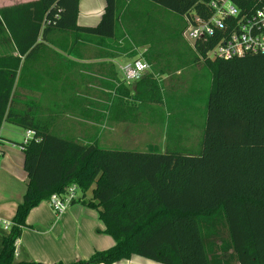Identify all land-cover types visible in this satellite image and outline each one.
Wrapping results in <instances>:
<instances>
[{"label":"trees","instance_id":"1","mask_svg":"<svg viewBox=\"0 0 264 264\" xmlns=\"http://www.w3.org/2000/svg\"><path fill=\"white\" fill-rule=\"evenodd\" d=\"M144 1L105 0L94 26L77 23L78 0H34L0 8V43L13 45V51L0 52V127L10 122L34 131L27 143H18L28 181L2 237L0 264H45L16 262L14 245L28 211L72 183L81 193L77 200L98 211L103 232L114 244L68 264H112L133 254L161 264H264V53L210 59L211 43L202 40L190 49L192 62L207 66L212 77L197 152L76 142L52 133L53 117L39 120L33 108H18L14 102L17 71L40 47L58 44L53 40L58 33L71 34L73 43L98 39L107 47L119 21L126 14L128 19L139 16L136 6L146 1L181 17L199 2ZM135 85L134 101L145 95L162 103L160 87L149 73ZM120 88L128 96L129 89ZM112 101L111 107L137 108L120 96Z\"/></svg>","mask_w":264,"mask_h":264},{"label":"crops","instance_id":"2","mask_svg":"<svg viewBox=\"0 0 264 264\" xmlns=\"http://www.w3.org/2000/svg\"><path fill=\"white\" fill-rule=\"evenodd\" d=\"M29 1L34 0H0V8ZM104 6L105 0H78L77 23L96 25ZM164 24L159 22L156 27L160 29ZM60 34L63 37H58ZM53 40L58 44L40 47L38 53L17 71L14 86L17 107L33 108L39 120L53 117L52 133L80 143H96L104 129L114 132L113 122L134 121V114L128 112L132 106L122 104L119 109L120 104L117 108L111 107L110 102L101 100L102 95L110 93L112 96L120 93L121 86H126V82L119 80L115 67L122 58L117 55L103 58L97 54L88 55V46L94 53L103 48L98 39H80L73 43L71 34L61 32ZM5 50L13 51V45L8 41L5 46L0 43V52ZM5 123L0 127V219L11 221L18 203L22 201L28 178L23 168V151L14 143L18 141L1 134ZM23 137L22 133V140ZM103 229L104 223L98 211L79 200L59 213L53 211L48 199L41 200L26 215V226L14 245L15 261L45 264L61 261L68 264L87 259L93 252L114 244V239ZM7 232L0 225V250L2 237ZM112 264L161 263L133 254Z\"/></svg>","mask_w":264,"mask_h":264},{"label":"rangeland","instance_id":"3","mask_svg":"<svg viewBox=\"0 0 264 264\" xmlns=\"http://www.w3.org/2000/svg\"><path fill=\"white\" fill-rule=\"evenodd\" d=\"M146 3L136 6L141 12L139 16L131 14L128 19L126 14L123 23L119 21L110 46H103L95 53L88 46L87 54H97L102 58L117 55L122 58L115 66L119 80V65L127 62L125 60H145L150 66L149 75L160 87L162 103H156L145 95L143 100L134 101L132 96L136 94V85L121 80L126 85L124 87L129 89L128 96L122 89V92L112 96L110 93L102 95L101 100L111 103L112 98L120 96L123 102L136 104V109L128 110L134 114V121L113 122L114 132L104 129L96 144L104 148L132 151L162 152L171 148L197 152L203 132L206 98L211 88V72L207 66L192 62V46L180 31L185 24L184 18L164 8H157L148 1ZM159 22L165 23L160 29L156 27ZM24 132L25 129L10 122H6L1 129L3 137L18 141L15 144L22 141ZM87 197H90V192Z\"/></svg>","mask_w":264,"mask_h":264},{"label":"built area","instance_id":"4","mask_svg":"<svg viewBox=\"0 0 264 264\" xmlns=\"http://www.w3.org/2000/svg\"><path fill=\"white\" fill-rule=\"evenodd\" d=\"M183 18L182 37L190 46L199 40L211 43L207 58L229 59L264 53V0H199L198 7ZM119 69L124 82L135 83L148 72L149 64L137 58L123 63ZM33 136L34 131L26 129L21 142L27 143ZM79 193L77 185L72 183L63 193L51 194L48 201L53 211L59 213L77 200ZM0 225L9 230L12 222L0 219Z\"/></svg>","mask_w":264,"mask_h":264}]
</instances>
